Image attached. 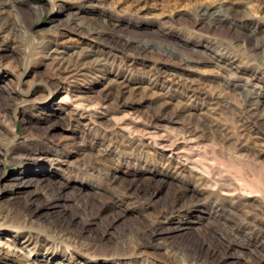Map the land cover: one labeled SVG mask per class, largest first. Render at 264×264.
I'll use <instances>...</instances> for the list:
<instances>
[{"label":"rangeland","instance_id":"1","mask_svg":"<svg viewBox=\"0 0 264 264\" xmlns=\"http://www.w3.org/2000/svg\"><path fill=\"white\" fill-rule=\"evenodd\" d=\"M246 34L264 0H0V248L264 264V47Z\"/></svg>","mask_w":264,"mask_h":264},{"label":"bare ground","instance_id":"2","mask_svg":"<svg viewBox=\"0 0 264 264\" xmlns=\"http://www.w3.org/2000/svg\"><path fill=\"white\" fill-rule=\"evenodd\" d=\"M208 7V6H207ZM204 8V7H203ZM207 11V10H206ZM214 22H219V21H222V18L220 16H216L213 18ZM217 26V25H216ZM218 27V26H217ZM249 36V38L253 37L254 39V45L255 46H263L264 47V34H260V35H256V36H251L249 34H246ZM51 51H55L57 53V55L59 56V58H62L63 57V54H61L63 52L62 49H59V48H52ZM60 53V54H59ZM56 55V56H57ZM55 57V56H54ZM64 60V59H63ZM82 62V61H81ZM85 62V61H84ZM80 63V62H79ZM78 63V64H79ZM74 64V63H73ZM77 64V63H76ZM85 64V63H84ZM80 65V64H79ZM73 66V65H72ZM76 66V65H75ZM65 66H63L64 68ZM68 68V67H67ZM79 68V67H78ZM76 69V68H75ZM80 70V69H79ZM74 72V71H73ZM56 73V72H54ZM72 73V72H71ZM70 74V73H69ZM70 76V75H69ZM250 95V94H249ZM248 96V95H247ZM257 100V99H256ZM249 101V100H248ZM250 102V101H249ZM256 102V101H255ZM257 104V103H255ZM253 106H255L254 104H251ZM251 108V107H250ZM246 110V109H245ZM252 110V109H251ZM244 111V110H243ZM249 111V110H248ZM253 112V111H252ZM249 113H251V111H249ZM254 113V112H253ZM188 140V139H187ZM186 140V141H187ZM182 141V140H181ZM185 141V140H184ZM185 141V142H186ZM178 151V150H177ZM180 151V150H179ZM94 158V157H93ZM92 160H97V158L95 157L94 159ZM92 160L90 162H92ZM181 165L179 162H176V164L174 165V167L176 168H179ZM36 170V169H35ZM35 173L38 172V170L34 171ZM32 178H34L33 176L29 177V180H31ZM39 179L40 182L42 183V185H45L44 187H48L50 184L53 183V180L49 181V176H48V173L44 172V170L42 169L40 172H39V177L36 178V180ZM24 181H26V179H23ZM112 180V179H111ZM134 181V180H133ZM108 182V181H107ZM54 184V183H53ZM64 184V183H63ZM62 185V183H61ZM64 186V185H63ZM58 187V186H57ZM63 188V187H62ZM58 189V188H57ZM80 189V188H79ZM105 189V187H104ZM97 192V190H96ZM95 192V193H96ZM54 193V192H53ZM56 193V191H55ZM61 196V195H60ZM50 203V202H49ZM26 205H29L28 203ZM58 205V204H57ZM30 206V205H29ZM219 207V206H218ZM224 207V206H223ZM228 207V206H227ZM227 209V208H226ZM228 211V210H227ZM221 213V212H220ZM118 215V214H117ZM223 215V213H222ZM226 216V215H225ZM158 221V220H156ZM179 221H182L180 219H178V223L177 224H174L173 226H170V227H167L166 230H159L158 233H162V235H167V234H170L171 232L179 229V228H185L186 225H181L183 223H180ZM254 222V221H252ZM257 225V224H256ZM154 226V225H153ZM151 226V228L153 227ZM160 228V227H158ZM156 229V228H155ZM256 229V228H255ZM145 231V230H144ZM155 232V231H154ZM246 232V231H245ZM259 233V232H258ZM256 236V235H255ZM22 243H20V245H22L23 247H26L28 246L29 244H32L31 247H34V249H38V250H44V251H47L48 249H50V244L47 240H44L42 238H37L31 234H26L24 236V238L22 239L21 241ZM262 242L264 243V241L262 240ZM24 243V244H23ZM255 243V242H254ZM31 247L29 246L28 248L31 249ZM7 248V247H6ZM16 252H19V253H16ZM0 254L4 255L5 258L9 259V262L10 264H13L15 261H17L18 259H23V263L24 264H30L33 260H31L30 258H33L31 256L32 254V251H29V254L27 253H21V251L19 249H14L13 247L12 248H9V249H2L0 248ZM37 258V257H36ZM2 262V261H1ZM0 262V263H1Z\"/></svg>","mask_w":264,"mask_h":264}]
</instances>
